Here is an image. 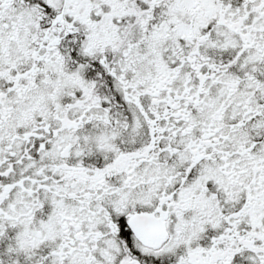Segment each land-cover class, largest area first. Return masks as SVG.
<instances>
[{
  "label": "snow or ice",
  "instance_id": "6c2138e0",
  "mask_svg": "<svg viewBox=\"0 0 264 264\" xmlns=\"http://www.w3.org/2000/svg\"><path fill=\"white\" fill-rule=\"evenodd\" d=\"M0 264H264V0H0Z\"/></svg>",
  "mask_w": 264,
  "mask_h": 264
}]
</instances>
